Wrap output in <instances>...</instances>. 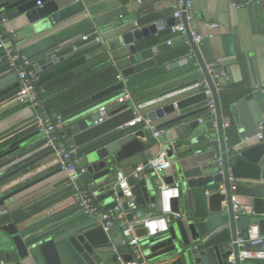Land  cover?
I'll return each mask as SVG.
<instances>
[{"label": "water", "instance_id": "95a60500", "mask_svg": "<svg viewBox=\"0 0 264 264\" xmlns=\"http://www.w3.org/2000/svg\"><path fill=\"white\" fill-rule=\"evenodd\" d=\"M186 1L182 0L184 7ZM9 5L30 21L27 39L36 38L47 22L52 23L61 15L56 0H11ZM181 21L194 57L171 59L161 55L171 44H150V35L157 32L155 23L125 36L130 54L121 69L124 77L155 66L164 72L198 61L202 76L177 84L176 77L171 87L151 99L135 102L129 108L121 104L100 109L120 93V82L75 99L80 92L77 86H86L103 72H91L100 57L86 60L80 56L65 61L39 76L36 84L53 90V97L60 104L62 100L69 103H62L59 112L65 122L64 133L82 159V181L99 201L114 194L122 197L121 191L115 189L113 172L116 162L124 156L143 151L146 163L164 150L174 158L170 173H161L162 182L178 187L179 196L171 199V209L178 212L182 204L186 216L176 218V226L169 221L166 231L140 239L148 259L159 264H251L239 259L235 240L253 223L258 225L260 237L246 241L245 245L260 247L264 235V87L244 88L223 107L208 66L190 35L185 11ZM56 45V38L50 36L29 44L22 53L29 59L44 54L52 57L56 52L51 49ZM2 60L5 63L0 68L7 64L5 56ZM254 83L257 84L256 80ZM19 89L20 81L13 70L0 74V104L17 95ZM209 97L214 102L215 121L206 120L204 132L198 133V117L201 112L207 113L205 103ZM136 111H141L143 119L131 125L128 122L134 119ZM146 121L156 124L160 131L156 137L144 130ZM259 124L263 126V138L256 136ZM53 153L55 150L47 140L35 142L30 136L0 143V264H106L110 257L108 247L123 242L116 225L99 224L100 216L85 219L88 215L79 204L64 207L58 202L44 203L26 210L19 218L4 219L10 213L6 209L10 198L49 177L48 156ZM144 172L155 179H140L132 186L136 207L155 202L159 190L152 168ZM230 175L236 180L234 190L230 188ZM206 186L212 188L208 207L191 212L189 190ZM232 194L242 198L238 218L232 208ZM117 202L107 201L104 209H112ZM122 208L132 224L150 218L132 221L135 211H129L127 201L122 202ZM131 259L129 252L122 261ZM116 261L119 263L115 258ZM257 264H264V257Z\"/></svg>", "mask_w": 264, "mask_h": 264}, {"label": "crops", "instance_id": "0c3cea01", "mask_svg": "<svg viewBox=\"0 0 264 264\" xmlns=\"http://www.w3.org/2000/svg\"><path fill=\"white\" fill-rule=\"evenodd\" d=\"M175 1L82 0V2H76L75 0H56L61 15L52 23L47 22L43 31L38 36H35L36 38L34 39L26 38V33L31 27L27 16L17 13L15 7H10L11 0H0V5L4 14L9 18L8 28L10 29L11 41L20 51L35 41L50 36L56 38L57 45L51 49L56 52L55 55L47 57L44 54L31 58L39 77L65 61L80 56H84L86 60L100 57L98 58L100 59L98 64L91 69V72H105L112 67H115L117 71H121L126 57L130 54V43L125 41V36L137 28L145 27L152 23L158 25L157 32L150 35L151 39L155 40L154 43L166 41L171 44L161 55L168 58L170 54H177L181 47L187 44V36L183 33H174L172 31V26L175 22L171 18H174ZM187 1L191 2L193 7V17L188 22V27L203 35V39L197 44L203 61L208 68L222 70L228 77V80L223 77L219 79L220 86L238 84L246 89L264 87V0L261 3L250 2L242 6H236V3L243 2V0ZM167 20L170 22H166ZM84 34H90L88 40L81 38ZM95 36H100L103 42L96 43L94 41ZM189 46L191 47V45ZM191 52L192 57H194L193 50ZM188 54L175 58L189 57ZM2 56L3 54L0 51V66L5 63L2 60ZM9 70L8 64H6L0 68V74ZM195 76H202L197 60L164 72L158 66H155L127 78L129 79V84L137 90L138 98L134 99V103H140L157 96L159 91L171 87L172 83H174L172 81L176 77H179L177 84L189 81ZM254 80H256L257 84L254 83ZM80 87L77 86V89ZM39 91L44 104L48 97L55 96L53 90H44L42 86H39ZM217 91L219 94V88ZM62 103H64V100H62ZM62 103L60 105H63ZM64 104L69 105V103ZM121 104L124 105V108H129L132 105L129 101L118 104L114 100L103 105L108 107ZM57 109V106L50 107V111L53 113H59ZM136 115H142L141 111H136ZM32 117V108L26 102L20 101L17 95L1 103L0 143L9 140L13 141L23 136H30V139L35 142L46 140L45 136L33 125ZM200 118L203 119L202 122L199 121ZM209 119L215 121V116L211 117L206 112L199 114V125L196 129L198 133L204 132V122ZM226 123L229 126L227 117L224 120V126ZM144 130L149 133L150 137L153 136L151 130ZM67 141L73 146L69 138H67ZM160 151L164 150H159L158 152ZM165 154L171 162L174 161V158L166 152ZM48 159L49 167L46 172L50 173L49 177L10 198L6 204L8 212L20 208H28L31 205L51 202L62 203L64 207H76L79 204L73 189L68 184L66 175L59 168L56 155L53 153L48 156ZM144 160L143 151L131 156H124L116 162V170H120L129 176L133 168L143 163ZM80 165L83 166L82 159ZM115 173L113 172L114 176ZM169 173L170 169L164 171V174ZM142 179L147 182L154 180L155 177L151 173L143 172ZM128 180L131 186L138 182L130 176ZM158 181L160 185L162 180L158 179ZM211 192V186L189 190L188 207L190 211L206 209ZM117 198L114 194L108 200L100 202L104 207L107 201L117 200ZM238 199L242 202L240 196H238ZM134 211L132 221L159 214L158 194L155 202L150 201L145 207L137 206ZM178 212L181 218H185L184 205L181 204ZM90 218V216H87L85 219ZM125 218L129 221L126 214ZM174 220L175 218L172 217L169 219L176 226ZM129 222L132 224L131 221ZM132 226L138 234L143 235L142 223L132 224ZM244 232H240L238 235ZM238 248L252 247L244 245ZM107 252L110 253V257L106 264H120L123 256L129 254L130 251L123 240L121 244L108 247ZM115 258L119 260V263L115 262ZM245 261L257 264L260 259L247 258Z\"/></svg>", "mask_w": 264, "mask_h": 264}, {"label": "built area", "instance_id": "2783aa9c", "mask_svg": "<svg viewBox=\"0 0 264 264\" xmlns=\"http://www.w3.org/2000/svg\"><path fill=\"white\" fill-rule=\"evenodd\" d=\"M76 2H82V0H75ZM250 2L261 3L262 0H245L243 2L236 3V6H242ZM185 11L187 22L193 17L192 3L186 1L185 7L182 0H176L174 3L173 17L177 22L172 26L174 33H185V26L181 21L182 12ZM9 18L4 14L0 5V49L3 56L6 57V61L10 70H13L20 81V89L17 93V97L20 101L26 102L33 110L32 123L36 129L42 133L48 145L55 150V154L58 160L60 170L66 175L68 184L73 189L75 197L80 205L82 212L86 213L92 218L100 216L97 220L99 224L103 226L116 225L121 230V235L124 242L128 245L129 251L132 254V259L129 261H122L120 264H159L156 261L147 258L143 251V247L140 243V239L143 236L156 235L160 232L166 231L168 227L169 219L179 218L180 213L171 209V199L179 196V190L177 186L165 185L162 180V174L165 170L170 169L172 162L167 158L164 151L158 152L151 160L146 163H141L133 168L130 173V177L135 180L142 179V174L146 168H152L157 179L161 181L158 190V207L159 214L150 217L142 223L143 235L138 234L132 224L126 220V210L122 208V202H128V209L134 210L136 204L133 201L132 186L129 183V176L120 170H116V191H121L122 197L117 198L118 202L111 210L104 209L102 203L96 198V196L85 186L82 181V172L84 167L80 165L81 157L75 151L67 141V137L64 133V118L60 113H51L47 110L45 104L40 98L39 86L36 84L38 74L34 68V65L28 57H26L22 51H20L11 41L10 29L8 28ZM192 40L198 44L203 39V35L196 30L189 29ZM90 34H84L81 36L83 40H88ZM94 41L96 43L103 42L100 36H95ZM186 43L190 45V40L186 39ZM192 57V52L188 54ZM209 73L212 76L214 85L218 89L220 87L219 79L225 78L228 80L227 75L222 70H215L208 68ZM117 82L122 84L121 91L114 97L115 103H123L125 101L131 102L134 105V99L129 90V79L124 77L120 70H118ZM208 107L207 114L211 117L215 116V106L211 97L206 101ZM105 106H100V109H104ZM142 115H136L133 120L128 122L129 124H135L142 121ZM203 121L202 118L199 119ZM146 129L151 130L152 135L156 137L160 131L155 128V125L149 121H146ZM227 126V123L225 124ZM263 126L258 125V132L256 136L263 138L262 136ZM220 162V160H218ZM235 178L229 176L230 188L235 189ZM232 208L235 212V218L239 217L238 210L240 201L238 196L232 194L231 197ZM260 237L259 227L257 224H251L244 233L239 234L235 240L238 247L245 245L248 240H253ZM262 237V245L260 247L240 249L238 257L241 261H245L247 258L262 259L264 257V235ZM233 261V260H232Z\"/></svg>", "mask_w": 264, "mask_h": 264}, {"label": "trees", "instance_id": "16d2710c", "mask_svg": "<svg viewBox=\"0 0 264 264\" xmlns=\"http://www.w3.org/2000/svg\"><path fill=\"white\" fill-rule=\"evenodd\" d=\"M243 1H245V0H243ZM154 42H155V40L152 39L150 44H153ZM191 50L192 49L189 45L184 44L183 47H181V50L177 52V54H170V56L168 58H175V57H179L181 55H186V54L190 53ZM0 51H1V49H0ZM1 53H2V51H1ZM117 75H118V71L115 67H112L109 70L101 73L96 78L88 81V83L85 84L86 86L79 88L80 92L77 93L75 99H79L80 97L86 96L90 92H93L97 89L103 88L107 85H110V84L116 82L117 81ZM243 89L244 88L238 84H229L225 87L220 86L219 87V97L221 99L222 106L227 107L228 99H230V98L236 99L239 96V93L241 92V90H243ZM129 90L132 94L133 99H137L138 98V94H136L137 90L134 89L131 84H129ZM40 98L43 99L41 96V93H40ZM56 99H57L56 97H48L47 101H44L46 108L49 112H51L50 111L51 106H55V107L57 106V108H58L57 111L60 112L62 105H60V103ZM51 113H53V112H51ZM39 205H31L28 208H20V209L11 211L10 213H7L6 215H4V219L19 218L20 216H22L25 213L26 210L36 208Z\"/></svg>", "mask_w": 264, "mask_h": 264}]
</instances>
